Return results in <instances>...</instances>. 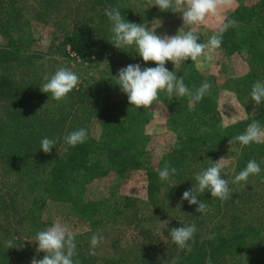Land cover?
Returning a JSON list of instances; mask_svg holds the SVG:
<instances>
[{
    "label": "trees",
    "instance_id": "trees-1",
    "mask_svg": "<svg viewBox=\"0 0 264 264\" xmlns=\"http://www.w3.org/2000/svg\"><path fill=\"white\" fill-rule=\"evenodd\" d=\"M88 1L90 7L64 35L63 49L66 51L70 44L83 62L96 61L104 66L97 76L89 75L88 71L85 80L67 99L57 102L40 90L46 82L44 76L30 68L34 57L30 54L31 23L50 17L57 1L0 0V33L5 37V42L0 43V264H31L33 257L43 258L45 253H38L36 245L26 236L32 239V235L47 229L50 221L44 215L52 203L77 222L87 224L84 231H71L77 245L74 264H215L220 259L228 263L227 257H246L252 264H264V204L252 202V192H241L236 198L238 193L230 188V198L223 202L212 198L210 192L198 194V199L208 206L200 214L195 210L198 205H190L178 194L184 189L181 188L184 181L175 183L173 178L178 176H171L162 182L158 176L159 167L163 169L167 164L177 169V175L183 169L191 182L198 167L206 169L212 165L208 160L215 162L224 157L221 172L224 179L231 182V176L242 171L252 159L261 167V173L254 176L264 179V159L254 155L252 145L240 144L236 154L226 151L229 140L243 134L250 123L264 122V101L256 105L255 114L228 125L221 123L216 105L203 99L190 103L188 96L169 98L166 90L158 93L151 109L133 107L117 85L119 70L128 64L139 63L142 68L156 64H145L134 46L117 49L110 43L111 22L104 9H118L125 20L149 30L153 19L172 20L175 13L160 11L154 6L155 0ZM143 6L146 8L137 13ZM89 9L92 10L88 13ZM233 20L236 25L222 31ZM224 25L218 32L231 45L252 47L255 35L264 37V0L248 1L231 9ZM250 59L246 74L232 73L222 83L233 89V82L239 84L240 80L243 88L253 86L256 81L264 82V62L258 56L250 55ZM253 60L257 63L253 64ZM166 67L183 77L191 91L200 87L202 69L197 60L189 59L176 68L169 61ZM249 101L255 102L251 96ZM158 107L166 113V124L175 130L177 140L163 154L156 151L155 136L143 131ZM247 108L251 111L253 106L249 104ZM81 128L88 132L87 141L74 148L68 146L64 137ZM44 137L56 141L51 154L40 149ZM138 169H144L148 175V200L146 197L143 201L153 207L154 213L157 211L151 215L154 222L160 219L157 214L164 210L162 206L168 200L158 195L161 188L172 202L176 198L182 207L189 208L186 215L176 216L172 227L196 225L194 240L189 241L191 251H179L172 240L170 246L156 242L153 231L143 229L146 240L138 238L123 245L115 239L104 244L107 250L102 247L103 253L95 249V255H91V238L94 234L102 235L105 227L121 222L122 225L137 222L145 227L147 222L142 209L139 210L141 197L113 189L106 197L93 198L87 195L88 184L108 174L124 179ZM189 186V190L194 187ZM239 203L245 210L228 222L218 223L214 218L233 212ZM250 208L257 217L243 223L241 214ZM9 240L14 248L6 247ZM163 246L170 248L166 251Z\"/></svg>",
    "mask_w": 264,
    "mask_h": 264
},
{
    "label": "rangeland",
    "instance_id": "rangeland-1",
    "mask_svg": "<svg viewBox=\"0 0 264 264\" xmlns=\"http://www.w3.org/2000/svg\"><path fill=\"white\" fill-rule=\"evenodd\" d=\"M32 0H27L30 2ZM58 5L54 11L50 14V17L42 20H33L31 23L33 31V42L31 53L34 57L31 58L30 68L37 70L42 76L51 77L59 68L66 67L75 72L79 77V83L84 81L88 75H99L98 72L103 68L104 64L97 65L96 61L83 62L77 53L72 49L70 44H67V50L63 49V42L65 39V34L70 29L74 28L77 25L78 19H80L82 13L90 7V2L88 0H56ZM252 1V0H231L230 3L221 5L218 7L215 15L209 14L205 21L201 24L184 26L181 13H175V16L171 20H154L151 21L150 31L156 32L157 35L163 37L176 35L178 30L182 27L184 31L191 29L195 35H199L201 40L208 42V40L213 36L217 35L221 37L222 43L219 48H205L203 54L197 58L198 64L202 69V76L200 86L204 81H208L211 84L210 91L204 96L203 101L207 103H212L216 105L221 113V123L223 125H228L239 120L247 119L250 115L255 114V102L249 101V96L252 86L245 85L243 88L242 80L239 84L233 82V89L231 87L225 86L222 82L227 80L226 78L229 75H244L249 70V60L250 55L258 56L259 60L264 62V37L261 35H255L254 45L252 47L248 45L236 46L231 45L228 40L224 39L223 35L218 32L222 28L226 21L228 12L231 9H234L238 5ZM29 4V3H28ZM141 4V3H140ZM146 7H141L137 13H140ZM83 9L82 11H80ZM92 9H89L87 12H91ZM142 19V18H141ZM158 21V22H157ZM219 33V34H218ZM5 42V37L0 33V43ZM251 50L252 53L251 54ZM257 63V60H253V64ZM96 67H93V65ZM104 70V69H102ZM102 73V72H101ZM79 86V84H78ZM251 104L253 108L248 110L247 105ZM157 106V105H156ZM155 117L146 124L144 127V132L151 136H155L157 141L156 151L162 154L167 152V150L172 147L176 140L175 130L169 128L166 124V113L161 112V108H156ZM264 126V122H259ZM252 150L254 155L262 157L264 159V142L261 143H252ZM240 143L229 144L226 148V151L231 154V151L236 154L240 151ZM224 151V150H223ZM221 152V151H219ZM220 156V155H219ZM224 158V157H223ZM220 159V158H219ZM211 164L214 162V159L208 160ZM207 161V162H208ZM152 162H155V159L152 158ZM143 165V162L141 161ZM209 167V166H207ZM161 167H159V170ZM204 170L203 167H198V173ZM196 174V175H197ZM172 176H178L173 178L175 183L184 181L181 184L183 190L179 191V196H183L186 190H189V185H196L195 176H192L191 182L188 180V175L183 169H180V174H174ZM236 176V174H235ZM235 176H231V180H234ZM180 177V178H179ZM230 182V188L233 191H236V198L239 197L241 192L250 191L253 193L251 197L252 202L264 204V179H259L257 176H250L247 182L241 181L238 184H232ZM148 186V175L144 169L135 170L124 179H119L115 177V174H108L105 176H99L93 179L87 187V195L93 198H102L109 195V193L115 189L120 194H134L141 197L142 202H139V210L142 209V213L145 216V227L139 225L137 222L130 223L129 225L114 224L109 227H105V231L101 232L102 235H97L99 237V243L95 247L97 250H101L102 247L105 248L107 243H111L113 240H119L123 245L131 241L146 240L144 237L143 229L154 233L156 242L161 243L165 242V245L170 246L171 234L170 229L174 228V219L176 216H184L186 212L189 211L187 206L182 207V202L175 198V201L172 202L165 193V189H160L158 195L164 198H167L166 203L162 206L164 210L159 211L157 218L160 216V219H157L154 222L151 218V215L156 214L157 211L153 212V207L146 205V201H143L146 198ZM235 194V195H236ZM117 193H114L113 197L115 198ZM148 200V197L146 198ZM242 202V201H240ZM242 203L238 204L237 209H233V212H229L227 215H220L214 217L218 223L220 221L228 222L235 214L239 215V211H244V208H241ZM241 208V209H238ZM163 215V216H162ZM156 216V215H155ZM166 216V217H165ZM46 219L50 221L48 228L52 227L54 223H60L61 225H66L70 231L81 232L87 229V224L82 222H77L73 217L66 214L64 211H60L56 205L49 204L46 214L44 215ZM256 214L250 208L248 212H243L241 214L242 222L245 223L247 220H253ZM154 219V220H155ZM13 222V221H12ZM15 227V223L13 225ZM24 230V229H21ZM105 232V233H104ZM29 240H32L35 243L36 235L26 236ZM174 243V242H173ZM105 244V246H104ZM166 251L170 247H165ZM107 250V248H105ZM179 251H187V249H180ZM103 253V252H102ZM178 253V251H177ZM180 253V252H179ZM240 256V255H238ZM228 263H225V259L218 260L215 264H252L246 257H235L229 258ZM234 262V263H233Z\"/></svg>",
    "mask_w": 264,
    "mask_h": 264
},
{
    "label": "clouds",
    "instance_id": "clouds-1",
    "mask_svg": "<svg viewBox=\"0 0 264 264\" xmlns=\"http://www.w3.org/2000/svg\"><path fill=\"white\" fill-rule=\"evenodd\" d=\"M231 0H155L154 6L160 11H171L181 13L184 26L201 24L209 14L215 15L219 6L230 3ZM104 14L111 22L110 43L117 49L135 47L137 54L147 64L155 62V67H143L141 64H128L118 72L115 78L122 93L126 94L128 103L135 108L151 109L154 102L158 100V93L165 91L169 98L184 97L192 101L199 102L210 91L211 84L204 81L194 92L184 83L183 77H178L174 71L166 67V63L171 61L175 68L191 59L196 61L205 48H219L222 39L213 35L208 42L200 43L199 37L191 29L178 30L173 36H159L156 32L150 31L142 24L133 23L124 19L120 10L111 7L104 9ZM236 21H229L224 25L222 31L228 27L235 26ZM46 81L40 87L43 93L50 94V99L61 102L67 99L68 94L79 84L78 75L66 67L59 68L51 77L45 76ZM251 98L256 104L264 101V82L256 81L250 92ZM88 139V132L81 128L74 130L64 137L65 143L70 147L83 144ZM238 141L242 146H250L252 143L264 142V126L259 121H253L248 125L245 132L229 140V144ZM56 145L54 139L42 138L40 149L45 154H51ZM224 158L212 163L211 166L202 170L195 176L196 185L183 193L182 200L188 201L190 205H198L196 212L202 214L207 211V204L198 199V194L211 193L212 198L226 201L230 198V181L221 175L225 167ZM175 167L165 165L159 170L158 176L162 182L168 181L176 173ZM261 167L255 159L250 160L247 166L240 171L231 181L238 184L241 181L247 182L251 175H259ZM197 231L196 225L180 226L170 229L172 241L180 248L191 251L189 241L194 240ZM36 251L43 252L42 259L33 257L31 264H74L73 257L76 255L77 245L75 236L66 225L54 223L52 227L39 231L36 235ZM99 243V237L93 235L91 238L92 248L90 254L95 255V247ZM7 248H14L11 240L6 242ZM175 264V262H173Z\"/></svg>",
    "mask_w": 264,
    "mask_h": 264
}]
</instances>
